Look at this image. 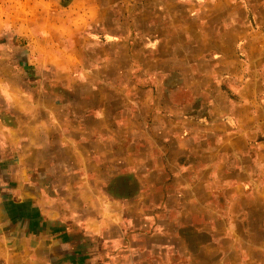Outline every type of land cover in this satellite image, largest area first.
Instances as JSON below:
<instances>
[{
  "label": "rangeland",
  "instance_id": "374dc122",
  "mask_svg": "<svg viewBox=\"0 0 264 264\" xmlns=\"http://www.w3.org/2000/svg\"><path fill=\"white\" fill-rule=\"evenodd\" d=\"M102 1L121 7L55 44L57 65L70 71L61 100L79 117L96 111L42 134L29 161L43 196L75 223L95 264H264V190L222 185L223 164L238 180L255 164L247 146L192 120L222 111L219 74L239 69L213 58L235 55L214 40L224 13L197 0Z\"/></svg>",
  "mask_w": 264,
  "mask_h": 264
},
{
  "label": "crops",
  "instance_id": "0c3cea01",
  "mask_svg": "<svg viewBox=\"0 0 264 264\" xmlns=\"http://www.w3.org/2000/svg\"><path fill=\"white\" fill-rule=\"evenodd\" d=\"M197 4L224 13L213 24L219 29L214 40L229 45L235 55L217 51L213 58L232 60L239 69L219 74L224 87L218 90L226 92L222 111L192 120L204 128L224 127L218 139L242 140L244 154L255 163L244 167L242 180L233 177L235 165L223 164L230 176L222 185L263 191L264 163L257 164L264 162V0ZM119 6L102 0H0V264H95L92 247L78 238L75 223L62 217L54 199L43 196L39 168L29 158L38 156L45 130L62 121L81 124L96 111L90 108L79 117L73 100H61L60 79L70 71L57 65L55 44H68L69 31L103 25L101 12ZM220 164L219 159L212 166L214 178L223 170ZM83 224L80 231L91 235Z\"/></svg>",
  "mask_w": 264,
  "mask_h": 264
}]
</instances>
